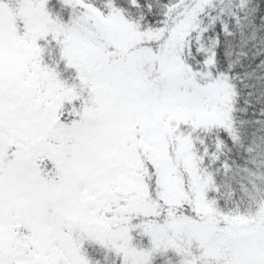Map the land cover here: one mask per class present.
Wrapping results in <instances>:
<instances>
[{"label": "snow or ice", "instance_id": "obj_1", "mask_svg": "<svg viewBox=\"0 0 264 264\" xmlns=\"http://www.w3.org/2000/svg\"><path fill=\"white\" fill-rule=\"evenodd\" d=\"M0 264H264V0H0Z\"/></svg>", "mask_w": 264, "mask_h": 264}]
</instances>
